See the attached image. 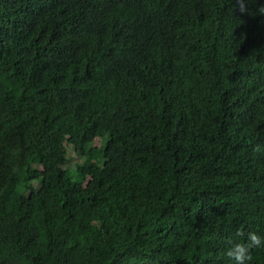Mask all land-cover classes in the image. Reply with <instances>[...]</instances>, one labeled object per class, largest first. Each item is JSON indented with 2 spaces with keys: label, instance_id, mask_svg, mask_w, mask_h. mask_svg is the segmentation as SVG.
I'll return each instance as SVG.
<instances>
[{
  "label": "trees",
  "instance_id": "obj_1",
  "mask_svg": "<svg viewBox=\"0 0 264 264\" xmlns=\"http://www.w3.org/2000/svg\"><path fill=\"white\" fill-rule=\"evenodd\" d=\"M261 2L0 0V264H234L264 236Z\"/></svg>",
  "mask_w": 264,
  "mask_h": 264
},
{
  "label": "clouds",
  "instance_id": "obj_2",
  "mask_svg": "<svg viewBox=\"0 0 264 264\" xmlns=\"http://www.w3.org/2000/svg\"><path fill=\"white\" fill-rule=\"evenodd\" d=\"M251 0H234V9L241 15L247 14ZM257 14L264 16V2L259 3ZM255 151H259L257 146ZM229 247L226 248L224 255L233 261L234 264H248L252 259V250L264 247V236L254 231L245 233L242 229H237L234 236L229 238Z\"/></svg>",
  "mask_w": 264,
  "mask_h": 264
},
{
  "label": "rangeland",
  "instance_id": "obj_3",
  "mask_svg": "<svg viewBox=\"0 0 264 264\" xmlns=\"http://www.w3.org/2000/svg\"><path fill=\"white\" fill-rule=\"evenodd\" d=\"M94 146L95 147H100L101 146V138L100 137H96L94 139ZM69 155L72 157L73 163L81 160V158L78 155H75L73 150L70 149V148H69Z\"/></svg>",
  "mask_w": 264,
  "mask_h": 264
}]
</instances>
